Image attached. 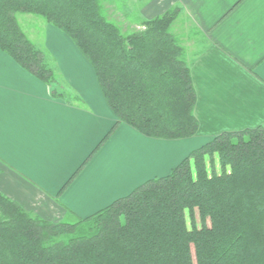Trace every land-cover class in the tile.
<instances>
[{"label": "trees", "instance_id": "obj_1", "mask_svg": "<svg viewBox=\"0 0 264 264\" xmlns=\"http://www.w3.org/2000/svg\"><path fill=\"white\" fill-rule=\"evenodd\" d=\"M106 2L0 0V50L53 97L79 101L17 14L43 18L90 62L117 118L64 189L121 124L162 140L199 131L192 65L172 31L181 7L125 32ZM0 264H264V127L212 138L168 175L85 218L54 222L0 192Z\"/></svg>", "mask_w": 264, "mask_h": 264}, {"label": "crops", "instance_id": "obj_2", "mask_svg": "<svg viewBox=\"0 0 264 264\" xmlns=\"http://www.w3.org/2000/svg\"><path fill=\"white\" fill-rule=\"evenodd\" d=\"M136 2V17L119 20L125 32L178 5L190 25L186 35H195L184 47L197 93L198 134L162 140L121 124L64 189L117 118L90 62L59 29L47 25L43 48L36 45L79 101L53 97L44 82L0 50V192L45 219L88 217L168 175L212 138L264 127V0ZM127 8L123 13L130 14Z\"/></svg>", "mask_w": 264, "mask_h": 264}, {"label": "rangeland", "instance_id": "obj_3", "mask_svg": "<svg viewBox=\"0 0 264 264\" xmlns=\"http://www.w3.org/2000/svg\"><path fill=\"white\" fill-rule=\"evenodd\" d=\"M136 1H139V0H107L105 5L108 8L109 16L112 17L114 20L119 22V20L120 21L124 20L125 15H128L127 17L130 18L131 20L134 17H136L134 11L132 10L137 5ZM177 6L178 5H171V7H168V9L175 8ZM124 7L130 8V14L123 13ZM181 15H183V14L182 13L180 14V17L178 18V20L175 22V24L172 27V31L176 33V35L180 39V42L183 43L184 46H189L191 44L190 43L191 39L193 37L195 38V35H193V33L190 30H188V34L186 35L187 30L184 29V26L186 27V25H187L189 27L190 25H189V23L186 24L185 21L182 20L183 16L181 17ZM17 18L19 20L20 25L22 26V28L24 29L26 34L29 36V38L35 44H37L38 46L43 48L42 40L44 39L43 37H45L46 27L49 24H47V22L43 18L31 15V14L18 13ZM135 22H137V21H135ZM138 24H139V27H136V29H132V28H129V29H131L132 31L143 30L144 29L143 24H141V23H138ZM188 36L190 37V39H187ZM186 40H189L190 44H187ZM67 218H71V217L68 216Z\"/></svg>", "mask_w": 264, "mask_h": 264}]
</instances>
